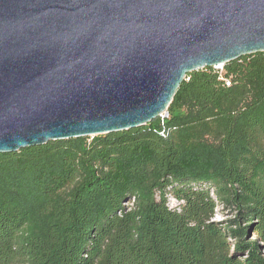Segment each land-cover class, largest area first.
Here are the masks:
<instances>
[{
	"label": "trees",
	"instance_id": "16d2710c",
	"mask_svg": "<svg viewBox=\"0 0 264 264\" xmlns=\"http://www.w3.org/2000/svg\"><path fill=\"white\" fill-rule=\"evenodd\" d=\"M0 264H264V53L144 127L0 154Z\"/></svg>",
	"mask_w": 264,
	"mask_h": 264
},
{
	"label": "water",
	"instance_id": "95a60500",
	"mask_svg": "<svg viewBox=\"0 0 264 264\" xmlns=\"http://www.w3.org/2000/svg\"><path fill=\"white\" fill-rule=\"evenodd\" d=\"M257 53L264 0H0V154L144 127Z\"/></svg>",
	"mask_w": 264,
	"mask_h": 264
},
{
	"label": "rangeland",
	"instance_id": "374dc122",
	"mask_svg": "<svg viewBox=\"0 0 264 264\" xmlns=\"http://www.w3.org/2000/svg\"><path fill=\"white\" fill-rule=\"evenodd\" d=\"M170 207H174V205H175V201L172 199V198H170ZM220 209H222L221 207H220ZM224 219V215L221 213V214H219L217 217H216V220L217 221H221V220H223Z\"/></svg>",
	"mask_w": 264,
	"mask_h": 264
},
{
	"label": "built area",
	"instance_id": "2783aa9c",
	"mask_svg": "<svg viewBox=\"0 0 264 264\" xmlns=\"http://www.w3.org/2000/svg\"><path fill=\"white\" fill-rule=\"evenodd\" d=\"M214 69H216V70H220L221 72L223 71V66H218V67H216V68H214ZM228 86L230 85V82H227L226 83ZM166 116V115H165ZM164 116V117H165ZM164 117H162V118H164Z\"/></svg>",
	"mask_w": 264,
	"mask_h": 264
}]
</instances>
